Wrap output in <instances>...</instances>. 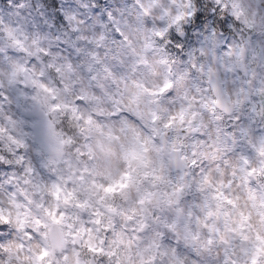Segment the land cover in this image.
Listing matches in <instances>:
<instances>
[{
    "label": "clouds",
    "instance_id": "clouds-1",
    "mask_svg": "<svg viewBox=\"0 0 264 264\" xmlns=\"http://www.w3.org/2000/svg\"><path fill=\"white\" fill-rule=\"evenodd\" d=\"M0 264H264V0H0Z\"/></svg>",
    "mask_w": 264,
    "mask_h": 264
}]
</instances>
